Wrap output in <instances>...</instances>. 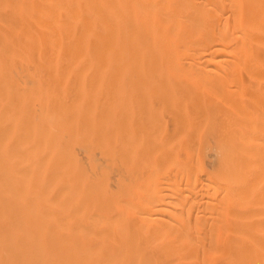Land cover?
Segmentation results:
<instances>
[{
	"label": "bare ground",
	"instance_id": "obj_1",
	"mask_svg": "<svg viewBox=\"0 0 264 264\" xmlns=\"http://www.w3.org/2000/svg\"><path fill=\"white\" fill-rule=\"evenodd\" d=\"M0 264H264V0H0Z\"/></svg>",
	"mask_w": 264,
	"mask_h": 264
}]
</instances>
